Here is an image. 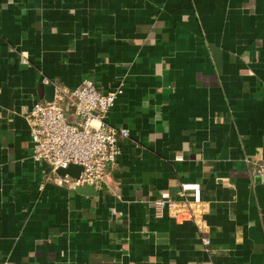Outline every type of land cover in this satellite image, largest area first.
Returning a JSON list of instances; mask_svg holds the SVG:
<instances>
[{"label":"crops","instance_id":"obj_1","mask_svg":"<svg viewBox=\"0 0 264 264\" xmlns=\"http://www.w3.org/2000/svg\"><path fill=\"white\" fill-rule=\"evenodd\" d=\"M85 78L129 130L95 194L54 182L27 117ZM259 165L264 0H0V264H264ZM182 182L196 219L154 206Z\"/></svg>","mask_w":264,"mask_h":264},{"label":"built area","instance_id":"obj_2","mask_svg":"<svg viewBox=\"0 0 264 264\" xmlns=\"http://www.w3.org/2000/svg\"><path fill=\"white\" fill-rule=\"evenodd\" d=\"M20 55L23 62H29L26 52L21 51ZM122 93L120 86L104 91L92 79L85 78L75 88L56 87L51 102L39 101L32 106L27 117L33 158L49 166L50 177L58 186L75 189L87 184L100 189L116 167L121 154L120 142L129 136V130L111 125L107 118ZM175 159L183 157L178 155ZM71 164L81 166L77 175L57 172ZM263 174L264 165L257 166L255 177ZM180 188V198L162 194L154 206L167 209L176 219H196L205 211L200 183L182 182ZM203 241L210 243L208 237Z\"/></svg>","mask_w":264,"mask_h":264},{"label":"water","instance_id":"obj_3","mask_svg":"<svg viewBox=\"0 0 264 264\" xmlns=\"http://www.w3.org/2000/svg\"><path fill=\"white\" fill-rule=\"evenodd\" d=\"M42 87H43V90L45 92V95H44L45 101L47 103L51 102L53 100V98H54V95H55V85L54 84H46V85H42ZM77 169H79L78 171H80L81 170V166L75 165V164H71L67 168L59 169L57 172L59 174L63 175V174H66V173H72L73 171H75ZM78 173L79 172L72 173V174L77 175ZM256 180L257 181H260V180L264 181V175L257 176ZM76 190L78 192L85 193V194H95L96 193L95 187L93 185H87V184H84V185H81V186H77Z\"/></svg>","mask_w":264,"mask_h":264}]
</instances>
